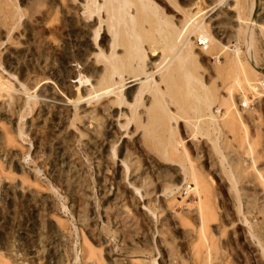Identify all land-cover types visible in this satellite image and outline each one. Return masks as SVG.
Wrapping results in <instances>:
<instances>
[{"label":"rangeland","instance_id":"374dc122","mask_svg":"<svg viewBox=\"0 0 264 264\" xmlns=\"http://www.w3.org/2000/svg\"><path fill=\"white\" fill-rule=\"evenodd\" d=\"M91 1L0 0V264H264V0H139L182 29L211 105L161 91L154 134L151 95L127 126L134 98L99 88L112 36Z\"/></svg>","mask_w":264,"mask_h":264},{"label":"bare ground","instance_id":"6f19581e","mask_svg":"<svg viewBox=\"0 0 264 264\" xmlns=\"http://www.w3.org/2000/svg\"><path fill=\"white\" fill-rule=\"evenodd\" d=\"M92 1H94V4H97V3H95L97 0H92ZM136 2H137L136 0H104V3H103L104 4V10L110 16V17L108 16L109 25H107V27L108 26L109 27H108L107 31H109L111 36H112V42H111V45H109V46H107V44H106V51H108V52L110 51V53L107 54V52H106L107 56H106L105 60H103L104 58L103 59L101 58L102 62L104 64V66H103L104 67L103 68L104 76H103V81H102L101 84H103V82H104V84H103V86L100 85L101 87L99 86V88L103 87L102 89L104 91L107 90L106 93H110V92H113L115 90H119V95L120 94L123 95L122 93L125 92L128 97L134 98V101L132 100V102H134V104H132V106H130L132 108L131 109V115H130L129 119L126 118V119H128V121H126V123H127L126 125L127 126L131 122L136 123V121H137L136 120V116H137L136 115V111L139 108V104H140L141 100L143 99L144 96L147 97L148 95H151L154 98V104H153V107H149V109L146 111V114H145L146 115L145 116L146 119L145 118L144 119H145V122L147 121V123H148V127L151 130L150 133L151 132L153 133V131H155V129L158 128L159 123L160 122L162 123L163 120L166 117H168L166 115L165 111L160 109L161 108V103H162V92L161 91H163V93H165L166 95L171 96L172 98L177 97L175 99L178 101V105L180 106L179 107L180 111L184 107H186V108L190 107V108L194 109L195 113H197V112H200V109L201 110L209 109L211 105L209 103L210 101L208 102L209 99L207 100L206 98H204L203 99V101L205 100V102L203 103L204 108L196 107V105H198V103L200 102L198 98L199 97L201 98V96L197 95V91H198L199 87L197 86L196 76H195L196 75L195 74V72H196V63L193 61L192 58L191 59L189 58V55H190L189 51L190 50H187V52H185L186 53L185 56H182V54H180V53H178V51H176L180 47V45L183 44L182 43L183 39L181 38V36L183 37V35H182L183 31H181L182 29H180V31H179L178 29H175L173 26H171L173 28L169 27L170 23L168 21H162L161 18H160L161 16L160 17L158 16V13L156 12V10L153 9V7H151L149 5V3L148 4L147 3H143L144 0H143V2L141 1L142 3L139 1L141 7H139V6L136 7L137 9L135 11V14L134 15L130 14V10H131L132 7L135 8L133 5H135ZM147 2H149V0H147ZM87 3H88V1H87ZM89 5H92V4H89ZM70 6H68V7H70ZM89 8L91 9V7H89ZM76 10H77V8H76ZM91 12H92V15H93V13L96 12V9L92 8ZM68 13H70V12H68ZM151 13H154V14H156L158 16V18H156V19H158V24L156 26H154V29H156L155 31L157 32V36L160 38L159 41L162 43V45L166 49V51H165L166 55L164 57H162V59L160 60V62L158 64H156V66H154L152 64V62H153L152 61V57H154L156 53L151 54V56H150L143 49V46H144L145 43H149V42L151 43V41L155 40L152 30L148 29L147 26H146V23L152 22ZM154 14H153V16H154ZM70 15H71V13H70ZM5 18L7 19L6 16H5ZM71 20H72V22L74 21L73 18ZM84 21H82V22H84ZM74 25H76V24H74ZM199 34H200L199 37L201 38L200 40L205 42L206 45L209 44L210 42L212 44L213 38L210 35L205 34L203 32H200ZM83 45H81V46H83ZM159 45H161V44L159 43ZM183 45H181V46L183 47ZM103 46H105V45H103ZM154 46H156V45H154ZM120 47H122L124 50L122 51V55L119 56V55H116V54H117V50H121ZM158 47H157L156 50H154V52L158 51V49H160L161 46H158ZM87 48H89V47H87ZM214 48H215V46H212V49H214ZM81 50L83 51V49H81ZM86 50L84 49V51H86ZM179 52H180V50H179ZM172 53H173V55L171 57ZM85 54H86V52H85ZM86 56H87V54H86ZM102 56H104V55H102ZM168 57H170V59H168ZM147 59H148V61H147ZM83 61H85L84 58H83ZM96 62H97V60H96ZM71 70L73 71V69H71ZM98 70L99 69L97 67L96 68L94 67L93 63H89L88 61L86 62L85 73L91 74V76H94V75H97V73H100V71L98 72ZM72 74H73L72 77L76 78L75 74L74 73H72ZM101 75H103V72H102ZM157 75L159 76V79L157 78L158 77ZM69 78H71V76ZM59 81H61V80H59ZM62 81H63V79H62ZM71 83H73V82H71ZM74 83H77V81H74ZM67 84L68 83H66V85ZM139 84H140L139 88H135V86L139 85ZM60 85H61V83H60ZM71 88H72V86H71ZM159 88H161L162 90L159 89ZM110 89H112V90H110ZM64 90H66V89H64ZM91 91H93V89ZM96 91H97V88H96ZM98 92H100V89H99ZM100 93H102V92H100ZM125 93H124V95H125ZM206 93H207V91H206ZM95 96H97V94ZM205 97H207V96H205ZM91 98H92V100H94L95 99L94 95L91 96ZM81 99H83V98H81ZM116 100H115L116 101L115 103L118 104L119 106L124 104V101H125V100L123 101V97L122 96L116 97ZM144 100H145V98L143 99V101ZM67 101H69V100H67ZM201 101H202V98H201ZM56 102H57V100H56ZM56 102L54 103V105L56 106V108L61 110L60 112L62 114V112H63L62 110H66L67 106L69 104L63 103L64 101L63 102H58V103H56ZM242 103L243 104H247V101L246 100L242 101ZM127 106L129 108V105H127ZM144 113H140V114H144ZM108 114H110V113H108ZM196 115H198V113ZM121 116H122V114H121ZM108 120H107V122H109V123L107 125L108 126V130L106 128V130H107L106 131V136L111 137V132L110 131L112 129V127H111L112 123H111V119L109 121ZM212 121L213 120H211L210 122L212 123ZM212 125H214V124H212ZM199 131H200V129H199ZM147 133H148V131H147ZM253 167H252V169H253ZM231 180H233V179H231ZM234 185H235V183H234Z\"/></svg>","mask_w":264,"mask_h":264},{"label":"built area","instance_id":"2783aa9c","mask_svg":"<svg viewBox=\"0 0 264 264\" xmlns=\"http://www.w3.org/2000/svg\"><path fill=\"white\" fill-rule=\"evenodd\" d=\"M201 46H206V43L205 42H203V41H201V40H199V42H198Z\"/></svg>","mask_w":264,"mask_h":264}]
</instances>
